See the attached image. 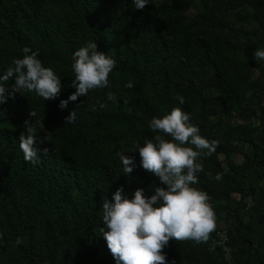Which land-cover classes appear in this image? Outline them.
<instances>
[{"label": "trees", "instance_id": "obj_1", "mask_svg": "<svg viewBox=\"0 0 264 264\" xmlns=\"http://www.w3.org/2000/svg\"><path fill=\"white\" fill-rule=\"evenodd\" d=\"M89 44L116 61L109 81L117 100L96 89L60 109L75 91L73 53ZM25 46L63 88L55 100L24 92L0 105L7 113L0 118V264H116L102 235V204L121 186L128 199L137 188L150 197L164 186L141 166L138 150L128 151L156 134L153 116L174 107L220 142L201 158L194 185L209 195L217 228L207 243L170 240L168 264H228L222 230L235 264H264V67L253 58L264 48V0H150L143 10L132 0H0V75ZM129 80L134 87L124 86ZM30 109L45 126L37 124V163L19 148ZM72 110L78 118L65 124ZM236 117L242 121L234 124ZM121 149L135 158L129 176Z\"/></svg>", "mask_w": 264, "mask_h": 264}, {"label": "clouds", "instance_id": "obj_2", "mask_svg": "<svg viewBox=\"0 0 264 264\" xmlns=\"http://www.w3.org/2000/svg\"><path fill=\"white\" fill-rule=\"evenodd\" d=\"M132 3L135 9L143 10L150 0H132ZM22 51V58H14L0 75V105L6 104L9 98L14 99L16 93L24 92H35L43 100L59 98L63 88L60 77L51 67L43 65L38 51L27 46ZM253 58L264 60V48H256ZM72 59L75 78L71 87L75 91L67 99H60V109L96 89H109L105 94L107 100H117L109 81L116 65L112 57L98 51L96 44H89L77 49ZM124 86L132 88L134 84L129 80ZM176 99L180 104L185 102L182 95ZM97 103L101 108L107 106L101 100ZM6 115V110L0 108V118ZM28 116L24 131L19 134V148L25 161L37 163L40 159L36 148L37 124L43 130L45 126L43 119L35 120V110L30 109ZM77 118L78 111L72 110L65 117V124L75 123ZM149 128L156 134L143 146L137 142L128 152L138 150L141 166L157 176L164 186H155L150 197L144 195L143 188H137L132 199L122 195L121 186L112 201L103 202L102 235L116 264H168L164 248L170 240L207 243L217 228V215L209 195L194 185L199 182L198 174L204 171L201 158L215 153L219 140L203 137L199 127L191 123L190 114L180 107L162 116H153ZM44 151L46 153L47 149ZM116 155L122 163L123 175L129 176L135 167L134 156L126 155L123 149ZM215 179L221 180L222 175L217 173ZM15 243H23L22 238L17 237ZM215 247L213 241L209 251H214Z\"/></svg>", "mask_w": 264, "mask_h": 264}, {"label": "built area", "instance_id": "obj_3", "mask_svg": "<svg viewBox=\"0 0 264 264\" xmlns=\"http://www.w3.org/2000/svg\"><path fill=\"white\" fill-rule=\"evenodd\" d=\"M228 240L227 232L225 230L220 231L218 234V244L222 247L225 259L227 260L228 264H235L233 259V251L228 245Z\"/></svg>", "mask_w": 264, "mask_h": 264}, {"label": "rangeland", "instance_id": "obj_4", "mask_svg": "<svg viewBox=\"0 0 264 264\" xmlns=\"http://www.w3.org/2000/svg\"><path fill=\"white\" fill-rule=\"evenodd\" d=\"M194 12H195V10H194V9H191V10L189 11V14H193ZM252 17H253V15H250L249 17L246 18V21H251V18H252ZM254 21H255V20H254ZM257 23H258V21H257ZM257 23H255V22L252 23V22H251L252 25H254V26H256V27H259ZM259 32L261 33L260 28H259ZM262 66L264 67V60H263V62H262ZM251 70H252L255 74H259V73H260V70H259V69L252 68ZM238 120H241V121H242V119H241L240 117H236V118L233 119V123L235 124ZM223 157H224V156L221 155V158H223ZM233 196L236 197V198L239 197L238 195H233ZM219 226H220V229L225 228V224H224V223L220 224Z\"/></svg>", "mask_w": 264, "mask_h": 264}]
</instances>
